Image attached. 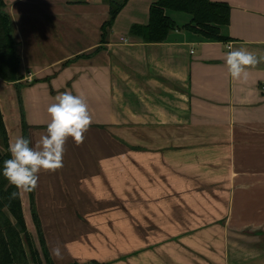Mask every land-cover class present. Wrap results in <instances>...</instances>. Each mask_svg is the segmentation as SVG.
<instances>
[{"label":"crops","instance_id":"1","mask_svg":"<svg viewBox=\"0 0 264 264\" xmlns=\"http://www.w3.org/2000/svg\"><path fill=\"white\" fill-rule=\"evenodd\" d=\"M112 1L123 0H4L23 77L0 79L10 143L27 129L36 145L63 92L92 116L83 142L66 141L63 167L29 192L39 219L135 221L88 244L61 231L60 249L87 263L264 264V0H210L231 9L228 42L177 30L162 44L131 36L159 0H128L102 44ZM166 16L180 28L193 19ZM239 47L260 61L246 82L226 66Z\"/></svg>","mask_w":264,"mask_h":264},{"label":"trees","instance_id":"2","mask_svg":"<svg viewBox=\"0 0 264 264\" xmlns=\"http://www.w3.org/2000/svg\"><path fill=\"white\" fill-rule=\"evenodd\" d=\"M127 2L128 0L110 3V19L102 27V44H105L108 30L113 27ZM5 8L4 0H0V79L19 85L23 80L20 74L21 59L14 39L13 24ZM167 10L191 15L193 18L191 24L183 28L178 27L166 16ZM230 15L231 9L227 4L213 3L210 0H159L151 6L149 24L133 26L131 36L144 44H162L167 42L171 33L182 30L200 35L207 40L228 42L229 39L222 36L221 27L230 24ZM25 138L29 139L27 129H25ZM9 144L0 109V146H2L0 169L3 167V162L11 158L8 151ZM13 192H17V189L0 175V264H55L39 216L34 210V221L39 228L44 260L28 232L20 192H17L15 197L12 196ZM31 197L33 200L32 194Z\"/></svg>","mask_w":264,"mask_h":264},{"label":"clouds","instance_id":"3","mask_svg":"<svg viewBox=\"0 0 264 264\" xmlns=\"http://www.w3.org/2000/svg\"><path fill=\"white\" fill-rule=\"evenodd\" d=\"M254 52L244 47L230 50L226 56V66L231 79L247 81L249 69L259 63ZM47 112L50 122L46 134L40 137L36 145L30 139L17 136L9 144V159L3 162L0 169L2 175L17 192L29 193L35 190L39 181V174L43 171H56L63 167V156L66 141L72 138L76 142H83L88 131L92 116L86 100L71 92H63L54 97ZM17 192H13L15 197ZM52 255L61 259L60 248L52 249Z\"/></svg>","mask_w":264,"mask_h":264},{"label":"rangeland","instance_id":"4","mask_svg":"<svg viewBox=\"0 0 264 264\" xmlns=\"http://www.w3.org/2000/svg\"><path fill=\"white\" fill-rule=\"evenodd\" d=\"M95 128V127H94ZM124 147L130 148L129 145H126L124 143ZM0 150H2V146H0ZM129 159L130 157L127 156ZM81 183V181H80ZM124 192L128 191L129 192V185H125L124 186ZM20 196H21V200H22V206H23V213H24V217H25V222L27 225V229L29 234L31 235V238L34 242V244L36 245V248L38 249L39 253L41 254L42 259L44 260L43 254H42V249L40 246V233H39V228L36 224V222L34 221V210H35V205L33 206L32 204V197L30 196L29 193H23L20 192ZM43 216H45L46 218H42L41 221V227L43 230V233L45 234L47 241H48V245H49V250L51 252V256L52 255V249L59 247L60 246L57 245V238L60 237V233L61 231L63 232V234L65 235L64 238L67 237V239H75L76 238V242L80 243H87L85 240L89 239V237L92 236L93 233L99 234V235H103L105 234L103 231H108V236L109 235V228H111V231H130V228H133L134 226H136L137 224L135 223V221H132L129 217L123 219L122 221L120 220H112V219H107L106 220H97V219H92V218H86L85 219V215L82 216L84 217V219L82 217H75L74 215L70 216L71 214H67L65 213V215H60V218L57 219H50L48 218L46 215H49L47 213H43ZM62 216H65L64 218H62ZM67 216V217H66ZM102 231V232H101ZM101 232V233H100ZM85 234V235H84ZM106 236V234H105ZM94 238V237H92ZM65 244H67L66 241H64ZM88 244V243H87ZM81 246V245H80ZM83 246V245H82ZM262 247V246H261ZM259 254L263 255V249L261 248L259 250ZM61 252V259L55 260V262L57 264H67V263H72V262H76L79 264H90L86 262V258H82L79 259V257H81L80 255H78V253H74L72 252L69 247L65 246V248L60 249ZM98 253H96L97 255ZM93 262V261H92ZM95 262V261H94ZM97 262V261H96ZM98 263V262H97ZM100 264V263H99Z\"/></svg>","mask_w":264,"mask_h":264}]
</instances>
